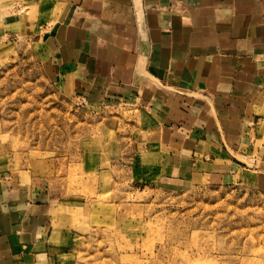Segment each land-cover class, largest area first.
<instances>
[{
    "label": "crops",
    "instance_id": "crops-1",
    "mask_svg": "<svg viewBox=\"0 0 264 264\" xmlns=\"http://www.w3.org/2000/svg\"><path fill=\"white\" fill-rule=\"evenodd\" d=\"M11 37L67 100L134 110L142 163L264 194V0H0V62ZM47 173L0 132V264L63 262Z\"/></svg>",
    "mask_w": 264,
    "mask_h": 264
},
{
    "label": "rangeland",
    "instance_id": "rangeland-1",
    "mask_svg": "<svg viewBox=\"0 0 264 264\" xmlns=\"http://www.w3.org/2000/svg\"><path fill=\"white\" fill-rule=\"evenodd\" d=\"M10 41L0 132L60 188L61 264H264L263 193L179 182L142 163L134 110L67 100L31 41Z\"/></svg>",
    "mask_w": 264,
    "mask_h": 264
}]
</instances>
